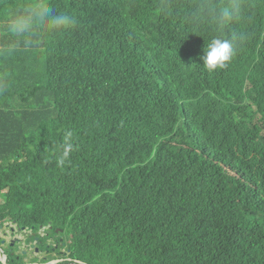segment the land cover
<instances>
[{"label":"trees","instance_id":"trees-1","mask_svg":"<svg viewBox=\"0 0 264 264\" xmlns=\"http://www.w3.org/2000/svg\"><path fill=\"white\" fill-rule=\"evenodd\" d=\"M42 2L0 0V224L85 264H264V0H47L57 31Z\"/></svg>","mask_w":264,"mask_h":264},{"label":"clouds","instance_id":"clouds-1","mask_svg":"<svg viewBox=\"0 0 264 264\" xmlns=\"http://www.w3.org/2000/svg\"><path fill=\"white\" fill-rule=\"evenodd\" d=\"M46 4H47V0H43V2L40 4V7L46 13L47 19L45 20V24L49 30L51 31L68 30L74 27L75 20L71 15L63 13V12L50 13L47 10ZM8 27H9V31L12 33H16V34L29 33L33 29V17L31 15H20L12 19L9 22ZM233 56H234V49L232 47L231 42L227 39L215 38L207 44V47L206 49L203 50V55L200 57V59L203 63V66L209 72H212V71L225 68L226 65L231 61ZM61 148H62V151L58 157L57 163H58V166L63 167L67 163H70V156L74 149L73 135L71 132L66 133L63 143L61 145ZM5 223L6 222H4L3 224H0V228H2L5 225ZM18 229H20L19 225L17 224V222H14V225H11L8 228H6L5 229L6 231H4L3 234L0 233V237L2 238V240H5L4 245H1V241H0V245L4 248L6 254L8 255L9 264H10V256H12V254L6 251V244L8 243V241L12 240L13 238L15 239L19 238L18 235L20 234H25V236L20 238L21 243L18 242V244H20V251L13 252V254L17 255L16 259L17 260L21 259L19 256L23 255V251H28V255L29 253L34 254L33 252L34 248H32L33 247L32 244L30 243L29 245H26L24 243L26 238L32 235L33 233L32 228H23L22 231H19L17 233ZM26 229H30V232H25L24 230ZM50 229H51L50 224L47 227H41V230L43 231L41 236L47 237L46 232ZM13 232L16 234H14ZM56 233L58 232L56 231ZM7 236H10V237L8 238ZM34 241L35 240H33L32 243H35L36 247H39V245L41 244L40 239L37 242H34ZM48 242L52 246L51 248H55V250H57V248L59 247L58 244H56V247L53 246L52 241H48ZM40 251H41V248H40ZM56 252L58 253V251ZM60 253H64V251L61 250ZM35 254L37 255V253ZM23 256L25 257V255ZM56 259L68 260L70 258L64 257L62 255L61 256L58 255ZM70 260L78 261L74 259H70ZM47 261H51V260L48 259ZM43 262L45 261L43 260ZM25 263L34 264V262L33 263L27 262V261L25 262V258H24V263L20 262L19 264H25Z\"/></svg>","mask_w":264,"mask_h":264},{"label":"rangeland","instance_id":"rangeland-1","mask_svg":"<svg viewBox=\"0 0 264 264\" xmlns=\"http://www.w3.org/2000/svg\"><path fill=\"white\" fill-rule=\"evenodd\" d=\"M11 225H14V222H12L11 220L6 221L5 225L2 228H0V233L3 234V232L6 231L5 229ZM31 228H32L33 233H32V235H30L26 238L24 243L26 245H29L30 243H32L33 240H36V237H38L41 241V244L39 245L41 248V251L44 254L48 253V259L49 260H59L56 258L58 257V253L61 254L60 250L62 248L61 247L62 239L60 238V236L58 234H56V236H55L51 233V231H47L46 232L47 237H42L41 235H42L43 231L41 230V227H37V228L31 227ZM22 230H23V228L18 229L17 233L19 231H22ZM24 231L30 232V229H26ZM14 234H16V233H14ZM24 236H25V234L18 235L19 238H22ZM7 237L9 238L10 236H7ZM0 241H1V243H4V240H2L1 237H0ZM48 241H52V245L55 247H56V244L59 245L58 253L56 252L55 248H51L52 246L50 245V243ZM14 242H15V238L8 241V243L6 244V251L8 253L12 254L11 261L15 260L14 256H16V258H17V255L13 254V252H19L20 251V244H14ZM19 257L21 258V262H23L25 257L23 255H20ZM32 260H33L34 264H41L40 259L37 257H32ZM0 262H1V259H0Z\"/></svg>","mask_w":264,"mask_h":264},{"label":"water","instance_id":"water-1","mask_svg":"<svg viewBox=\"0 0 264 264\" xmlns=\"http://www.w3.org/2000/svg\"><path fill=\"white\" fill-rule=\"evenodd\" d=\"M39 240L38 237H36V240L34 242H37ZM21 243V239L20 238H16L14 244H18ZM5 243V240H4ZM4 243H1V245H4ZM32 244V248H34L33 252L37 253V258L40 259V261L44 260L45 263L42 264H60L62 262L65 261V259H59V260H51V261H47L48 260V253L44 254L42 251H40V246L36 247L35 243H31ZM0 245V259H1V263L2 264H9V260H8V255L6 254L4 248ZM26 246V245H25ZM23 255H28V251H23ZM26 262V260H25ZM27 264V263H25ZM29 264V263H28Z\"/></svg>","mask_w":264,"mask_h":264},{"label":"crops","instance_id":"crops-1","mask_svg":"<svg viewBox=\"0 0 264 264\" xmlns=\"http://www.w3.org/2000/svg\"><path fill=\"white\" fill-rule=\"evenodd\" d=\"M32 257H37V255L34 253H29V255L28 256H25V260L27 261V262H31V263H33V260H32ZM48 257V256H47ZM42 262H43V260H42Z\"/></svg>","mask_w":264,"mask_h":264},{"label":"built area","instance_id":"built-area-1","mask_svg":"<svg viewBox=\"0 0 264 264\" xmlns=\"http://www.w3.org/2000/svg\"><path fill=\"white\" fill-rule=\"evenodd\" d=\"M60 264H85V263L68 259V260H65L64 262H62Z\"/></svg>","mask_w":264,"mask_h":264},{"label":"flooded vegetation","instance_id":"flooded-vegetation-1","mask_svg":"<svg viewBox=\"0 0 264 264\" xmlns=\"http://www.w3.org/2000/svg\"><path fill=\"white\" fill-rule=\"evenodd\" d=\"M19 261L21 262V259ZM22 263H24V261ZM40 263L42 264V263H45V262H40Z\"/></svg>","mask_w":264,"mask_h":264}]
</instances>
